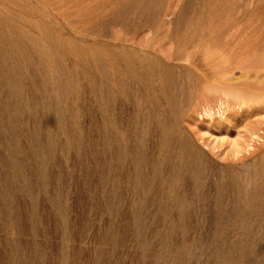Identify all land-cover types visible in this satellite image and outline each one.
<instances>
[{"label":"rangeland","instance_id":"obj_1","mask_svg":"<svg viewBox=\"0 0 264 264\" xmlns=\"http://www.w3.org/2000/svg\"><path fill=\"white\" fill-rule=\"evenodd\" d=\"M163 1L164 4L162 3ZM163 1L161 0V2L158 3L164 6L169 3L175 2V6L173 5L174 8L172 7L174 13H178V11L180 13V9L186 7L188 9L187 13L189 14V11H191V9L193 8L198 10V13L201 14V19L209 18L216 22L230 21L232 23H234L235 21V23H238V27H241L242 24H252L255 26V28H260V31L263 32L261 33L259 30H257L260 34L256 33L251 36H235L230 39L225 36H218L220 37L218 38V40L215 38V42H211L213 43L211 44L213 46L201 48L202 50H197L196 52H179L180 57L178 58H174L173 55H170V53L174 52L175 45L173 46L172 50L168 49L171 48L169 46H167L168 48L166 47L165 50V52L168 50L165 54L167 58L173 57V60L170 59L172 62L169 60V62L166 63L167 65L170 64L169 66H173L175 68V75H177V73L179 72V82L183 84L193 82L195 79V75L196 78L200 77L201 79L203 77L201 80H198V84L196 85V93H194L190 97L189 101L181 104L180 112L176 117L175 123L179 128V132H182L181 135H185L192 146H196L205 150L213 159H216L219 162L224 161L214 156V153L210 150L214 148V152L216 153V151L219 149H230V143H234L242 139H245L246 141L244 147L247 150L245 154L248 155V152L250 150H255L253 141L248 142L247 139V128L249 124L248 122L253 120L264 121V103L258 105L260 108L257 107V113L252 116L250 120H244L243 118L245 116L243 113L246 112L245 108H238L231 101L226 104H220L217 101L216 95L211 93L209 94L206 91L202 90H204V86L208 87L213 82V77L210 75V70H212L210 69V67L214 68L218 65V67H220L225 64H229L228 66H230L231 64V66L234 67V64L238 61L245 60L258 67L257 71H259V76L264 75V0H179L180 3H176V0H168V2L167 0ZM112 2L114 3V0H0V29H3V31H5L2 33V31L0 30V37L3 38L4 36H9L12 39L10 45H16L15 47L13 45V49L15 48V50H11L13 52L12 54H15V63L17 64V67L15 72L11 74L14 75L18 73L17 71H19L20 68L21 70L23 69L24 73H26L33 67L36 68L35 65L31 62L30 63L32 64V67L31 64L29 63V65L27 62L26 64L25 62L23 63V65L25 64L24 66H26V68L24 66L23 68L20 67L22 66L20 64V60L22 58H25L27 52H21V50H18L19 46L17 45V42L19 45L20 43L27 45L26 48H30L28 53H36L31 52V48L33 50L34 46L30 41L26 40L27 38L25 36H36V34H38L39 32L37 30V26H46L48 24V18L52 17L55 24L57 25V28H59L55 31V34L57 35L67 37L68 34L72 35L78 32H82V34L84 35L87 29L84 27H87L86 22L88 21V19L81 17L82 19L79 20L78 14H82L84 12L87 13L89 11L88 13H90V15H94L93 13H100L102 10H105L104 8H106L107 10L111 9L110 11H113L112 8H114V5ZM106 6H108L109 8ZM175 7H177V10H175ZM38 13L39 15H37ZM67 14L71 15V18L65 19L64 15L67 16ZM7 16L11 18V20L7 18ZM110 18V16L105 17L103 18V21L100 22V24L98 23L100 26L98 25L97 27L101 32L96 29V31H98L96 32L97 36H86L85 33L83 37H79V40H74L78 44H88L92 47V50L86 53L87 57L94 61L97 57H103L105 55L102 53L103 49L111 48L117 50L126 49L128 52L135 51L140 55L147 51L145 45L152 40L151 34L149 35L146 33L145 35V33H143V35H136L133 38L131 34L128 35L130 33V28L128 31V28L122 29L121 27L119 28L112 26L110 25V23H108L109 21L107 22V20H110ZM16 19L18 20V22H22L18 23ZM76 19H78V21ZM93 19L96 18H92V20ZM96 21H98V19H96ZM167 22L168 25L166 24V27H169L170 20ZM257 24H260V26H258ZM3 27L8 28L9 31L6 29L4 30ZM11 28L15 29L12 30ZM10 31L12 32V34ZM19 31H21V34L19 33ZM70 37L73 38L72 36ZM133 40L135 42H133ZM233 40L235 41V47L232 44ZM181 41L182 39H179L180 45L182 43ZM230 41L232 43H230ZM216 42H219V44L215 45L217 44ZM222 42L224 43V45ZM221 43L222 45H220ZM226 43H230L231 46L233 45V48L230 45V47L228 46L230 49L232 48L233 50H237L232 52L233 50L229 49V51L228 48L225 49L226 51L218 49V47H227L228 44ZM239 43L242 46H240ZM242 43H244V45ZM7 46L6 44L3 45V52L9 54L11 50H8V48L10 49L12 48V46ZM214 46L217 48H215ZM5 47H7V50H5ZM239 47H241L242 49H239ZM238 49L241 50V52ZM18 53L19 55H22L20 56L22 58H19ZM89 54L91 55V57L94 54V58H91ZM209 54H211L210 57L208 56ZM35 57L36 54L32 55V58L35 59ZM62 62L66 67L68 66L67 69H72L77 72L76 79L80 81V76L83 72H81L82 69H80L79 67L74 68V60L70 58L69 60H62ZM211 63L217 65H212ZM0 65V94L2 100L6 103L10 102L9 100H11L10 98H12V96L9 95L10 93L6 91L7 88L9 91V86L7 83L8 75L6 74L5 70H3L2 66H5V68H7L8 62L0 60ZM126 65L128 67L125 66V68L127 67L129 69L130 64L128 61H126ZM50 66V64H44V66L40 67H43V70L49 71L52 67ZM1 67L3 72L1 70ZM128 69H124L125 71L123 70L119 73L123 75L125 74L126 77L130 80V88H126V90H124V88L122 90L120 89V92L117 90L118 87L115 85L109 87L108 92L117 93L114 94L117 97L116 101L113 100L115 102H112V106L114 108L111 106V112L109 111V118L112 120L113 128L116 129L117 132L120 131L122 133L121 141L123 142V144L132 145L134 141V131L146 125V120L142 115L143 110L141 111V108L146 105V100L144 99L145 91L143 86L147 82L146 78L148 77H146L145 74L135 76L133 75V77L129 72L130 69ZM179 69H186L188 73L191 70L190 74H192L193 76L190 74L189 76H186V73H183L182 70ZM235 72L237 73L238 70H235ZM93 75L95 79L100 81L99 73L93 72L92 76ZM129 76H131V78ZM189 77H192L193 80L192 78L191 80H188ZM131 79H133V83H131ZM142 79L146 82H144ZM153 84L157 88V82ZM48 85L51 84L48 83ZM98 86L101 89L102 86ZM257 86L259 88H263L261 92L264 93V82H258ZM75 87L76 91L79 90L77 91L76 96L68 95L67 98L69 102L75 101V103H77L82 108L76 115L74 114L71 120L68 121L69 123L71 122L70 125L67 122V126L69 125L68 127L75 128V131L73 132L76 140L75 143L72 144L71 148H69V150H67L66 152L61 148L56 150V156L58 160L61 161V167L56 170L52 169L51 171L52 176H56L61 182L62 195H57L55 193L57 189H55L54 186L50 185L48 172H44L43 174L45 175L42 174L43 176L37 173L34 179V183H37L34 185V195L38 201L36 205L37 209H34L31 202L33 201V197L22 192V189L18 190L20 188H18V183L16 181V183H13L14 180H16V171L10 165L8 157L9 154L8 151H6L7 149L5 150V147L0 146V161L2 164H7L4 167L5 174H8L7 182L9 185H11V189L16 188V184L18 188L16 190L17 193L15 192V194L13 195L14 197L12 196L13 199L8 198L7 205L5 204L6 199L4 198V196L2 197V195H0V206H4V208L6 207L5 209L3 207H0V219L1 216L5 214V218L2 216L3 220H0V264H22L21 260L23 255L28 264L32 262L33 264H245V262L246 264H264L263 255L253 253L250 246L251 242H249L251 236H260L262 234L261 232H258L257 230L245 231V229H243L244 227L236 224L234 225V219H230L229 224L227 223V225L222 228L217 227L214 225L216 221V216L214 213V216L211 215L212 212L208 213V215L204 214L203 216H201V219L199 214L193 212L194 210L191 208V206L189 207L190 209L188 210V212L183 215H180L173 211V194L172 191H170V189L167 187L169 186L167 182L170 181L175 184L176 181L169 180L168 178V180H166L167 182H163L160 187H153L154 192L156 191L157 187V189L159 190L162 189L163 194L161 198L163 196H166V199L165 197L159 199V196L153 198L154 195H148L146 198V201H148V203L150 202L147 205L148 209L146 208V210H140L138 209L139 207L136 206V208H134V203L132 202L133 197L131 193L132 188L124 185L126 182L125 178H123L126 177V180H130L132 169H129L127 173H125V171H118L117 169L114 170L112 167L108 166V164H118V157L121 156H123L129 164L131 153L126 151V149L124 150V148L123 150H121L122 147L117 148L115 144H113L110 151L109 149L103 148L101 145H99L97 148L99 142L102 141L101 135L102 129H104L102 125V115L100 112L101 109L99 107L100 102L99 104L97 103L95 97L96 92L93 91L92 86L89 82L80 81L77 85H75ZM51 88H53L52 85ZM51 88L47 87L44 92L51 91ZM133 90H135V92H133ZM6 92L9 96L6 95ZM50 93L51 92L47 94ZM131 93L136 94V97H138L136 98L137 101L140 102L141 106H144H140L138 107V109H136V100L133 102V98L130 97L132 95ZM3 94H5V97L3 96ZM51 94L52 96L55 95L54 93ZM8 97L9 100L7 99ZM74 97H77V100H73L75 99ZM138 114L140 116H138ZM169 117L166 120L167 123H170L171 121V119L169 120ZM220 117L227 119L228 125L231 126L228 131L223 130V128L221 129V124H219L220 129L215 128V126H218V122L221 120ZM136 121H139V124L135 129L134 125ZM151 124L154 128H156V123L153 122ZM233 125H236L237 128L233 129ZM263 125L264 124H262L261 127L264 129ZM108 130H110V127L108 128ZM236 131H238L241 136H237ZM259 133L262 132L260 131ZM66 137V134L59 132V139L61 143H64L63 140L66 141ZM255 139L257 140V138L254 137V140ZM25 140V137L22 136V142L24 143H22V146L23 148L25 147V151L28 154V159L33 162V168H36L37 170H43L44 168L49 169L52 162H50L48 159L45 160L46 162L44 164H39L40 166L38 164H35V159L31 155V152L28 149V145ZM261 140L262 139H260V141ZM256 143L258 144L259 140H257ZM86 146H91V148L89 149ZM220 146L221 148H219ZM257 152L249 155L247 157V160L249 158H252L253 156H256ZM17 154H15V157H17V159H24L21 154ZM97 155H100V157ZM31 157H33V159ZM100 175L104 176L105 178L108 177L102 181V184L98 183L100 181ZM10 178L14 179H12L13 182H10ZM120 181L122 185H120ZM52 191L55 193H53V196L51 195ZM37 193L39 194V196ZM109 204H111L112 206H109ZM150 204H152L151 207H153L154 209L150 207ZM150 209L152 212L150 211ZM2 210H4L5 212ZM56 210L60 213L54 214V212H57ZM205 215H207L209 218ZM54 216L56 217V219ZM38 218H40L42 221L36 223V220ZM4 219L5 221L9 220L8 225H6L7 223L5 224L6 227L4 225ZM199 220H206V222L202 223V226H200V224H198ZM17 221L19 222L18 224H16ZM64 221H66L65 224ZM62 222L63 225L61 224ZM203 224L205 225L203 226ZM237 227L241 231L238 230ZM7 228H9L10 230L8 229V231ZM32 228L34 230H31ZM68 228L69 230H67ZM244 231L247 232L249 236L247 233H244ZM11 240L13 241V243ZM221 240L222 242H220ZM15 241H17L16 244H14ZM245 241L248 243H244ZM10 242L12 244H10ZM17 243H19V246L17 245ZM215 243H217V247L214 246ZM21 246L22 248L20 250ZM13 248L15 250H13ZM10 249L13 250V252L10 251ZM20 251L21 253H23L21 254ZM11 252L13 255L11 254ZM249 252L250 254H248ZM29 256H31V260H29Z\"/></svg>","mask_w":264,"mask_h":264},{"label":"bare ground","instance_id":"obj_2","mask_svg":"<svg viewBox=\"0 0 264 264\" xmlns=\"http://www.w3.org/2000/svg\"><path fill=\"white\" fill-rule=\"evenodd\" d=\"M158 2H161V0L158 1L157 0H114V3L112 2L114 5V8H112L113 11H110L111 9L107 10L106 8H104L105 10H102L100 13L97 12L93 13L92 10V13L94 15L92 14L90 15L87 9L88 11L87 13L84 12L82 14H78L79 17L77 16L79 20L82 19L81 17L88 19V21L86 22L87 27H84L87 28L85 31L86 36L87 35L97 36L96 32L100 31L97 26L100 24V22L103 21V18L109 16L111 18L110 20H107V22L109 21L108 23H110V25L119 28L121 27L122 29L128 28V31L130 28L129 31L130 33L128 35L131 34L133 38L136 35H140V34L143 35V33H145V35L146 33L149 35L151 34L152 40L146 43L145 48L147 49V51L142 53V55H140L138 52L135 51L128 52L126 49H121V50L119 49L120 50L119 51L117 49L111 48V49H103L102 53L105 55L103 57H97L94 61H92L86 55L87 52L92 50V47L88 44L81 45L74 41V40H79L81 37L85 35V33L84 35L82 34V32L74 33L72 35L68 34L67 37L57 35L55 34V31L59 28H57L54 19L51 17L48 18L47 20L48 24L44 27H38L36 24L37 30L39 31L38 34L35 33L36 36L35 35L25 36L27 38L26 40L30 41L31 44H33L34 46L33 50L31 48V52H36V53H31V54L30 52L28 53L30 48H26L27 45H24L23 43L21 44L20 42L19 45L17 42V45L19 46V48L17 47L18 50H21V52H27L25 58L20 57L22 55H19L18 53L19 58L23 59L20 60V64L22 65L20 67L23 68L26 62L28 64L31 62L32 64L35 65L37 69L33 67L29 69L26 73H24L23 69L21 70L20 68V70L18 69L19 71H17L18 73L13 75L11 73L15 72L17 67L16 66L17 64L15 63L16 62L15 61L16 58L14 56L15 54H12L13 52L11 50L13 49L14 42L12 43L13 45H10L12 39L9 36L7 37L3 35L4 36L3 38L0 37V49H2L0 50V60L8 62L7 68H5V66H2L3 70H5L6 74L8 75L7 83L9 86V91L8 88L6 91L9 92L10 93L9 95L12 96V98H10L11 100H9V97L7 98L10 102L5 103L2 100L0 94V146L5 147V150L7 149L6 151H8L9 154L8 157H9L10 165L16 171L15 173L16 180L10 178L11 181L10 180L8 181L13 182L14 180L13 183L17 182L18 188H20L18 189L16 184L15 185L16 188L11 189V185H9L7 182L8 174L6 175L4 172V167L7 164H2L0 161V195H2V197L4 196V198L6 199L5 204L7 205L8 198L13 199L14 197L13 195L15 194V192L17 193L16 190L22 189V192L29 194L33 197L32 198L33 201H31L32 207L34 209H37L36 205L38 200L34 195L35 194L34 185L37 183H34L35 182L34 179L37 173L42 175L44 172L45 173L48 172L50 178L49 180L50 185L54 186V188L57 189L56 192L55 190L54 192L57 195L59 194L62 195L61 182L59 181V178H57L56 176H52L51 171L52 169L56 170L59 167H61V161H59L56 156V150L61 148L66 152L67 150H69V148H71L72 144L75 143L76 137L74 136V132H73L75 131L74 130L75 128L68 127L71 123V122L69 123L68 121L71 120L74 114L76 115L79 112V110L82 108L77 103H75V101L69 102L67 96L68 95L76 96V93L79 90L76 91L75 85H77L78 82L80 81L81 82L87 81L91 84L93 91L96 92L95 97L97 103L99 104L100 102L99 107L101 109L100 112L102 115V123H103L102 125L104 127V129H102V135H101L102 141L99 142L97 148L99 145H101L103 148L109 149L110 151V149H112L113 144H115L117 148L122 147L121 150H123L124 148V150L126 149V151L131 153V156L129 158L130 159L129 164L127 163L128 161H126V159L123 156H121L118 157V161H117L118 164L115 165L108 164V166L112 167L114 170L117 169L118 171H125V173H127L129 169H132L131 172L132 175L130 174V180L128 179L129 182L128 180H126V177L123 178H125V182H126L124 185L132 188L131 193L133 197L132 202L134 203V208L139 207L138 209L140 210H146L147 205L150 203L146 201L148 195H154L153 198L159 196L160 199L163 194L162 189L159 190L157 188L160 187L163 184V182H165L169 178V180L176 181L175 184L170 181L169 182L166 181L167 184H169V186L167 187L170 189V191H172L173 194L172 199L174 200V204L173 207L171 206L173 211H175L180 215H183L188 212V210L190 209L189 207L191 206V208L194 210L193 212L199 214L201 219H202L201 216H203L204 214L208 215V213L212 212L211 215L214 216L213 215L214 213L216 216L215 217L216 221L214 225L217 227L222 228L225 225H227V223L229 224L230 219L231 220L234 219L235 220L233 221L234 225L236 224L241 227H244L243 229H245V231L257 230L258 232H261L262 234L260 236L258 235L259 237L258 236L252 237L250 234L251 237L249 242H251L250 246L253 253L261 254L263 255L264 258V235H263L264 232V129L261 127L262 124H264L263 123L264 121L261 120L262 121L261 122L260 120H253L248 122L249 124L247 128V133H248L247 139L248 142L253 141L255 150L253 151L250 150L248 152V155H246L245 152H247V150L244 147L246 141L245 139H242L237 142L230 143L229 144L230 149L220 150L219 149L221 148L220 146L218 148L219 150H217L215 153L214 148H212V150L210 151L214 153V156H216L219 159H222V161L224 162H219L216 159H213L205 150L196 146H192L189 143L188 138L183 134L181 135L182 132L181 133L179 132V128L175 123L176 117L181 109V104L182 103L184 104L185 102L189 101L190 97L194 93H196L197 91L196 85L198 84V80H201L203 77L201 79L200 77L196 78V75L194 74L195 79L193 82L183 84L179 82V75H180V74L178 75L179 72L177 73L178 76L175 75V71H176L175 68L173 66H169L170 64L167 65L166 63L169 62V60L172 59L173 57L174 58L180 57L179 52H183V51L196 52L197 50H202L201 48L213 46L211 45L213 44L211 42L212 41L215 42L214 40L215 38L218 40V38H220L218 36H225L229 39L235 36H251L256 33H259L257 30L260 31V28L257 29L252 24H242L241 27H238V23H235V21L234 23H232L230 21L216 22L209 18L201 19L200 18L201 14L198 13V10L192 8L191 11H189L190 13L188 14L187 13L188 9L183 6H181L183 7V9H180L181 10L180 13L179 11L178 13H174L173 5L175 2L169 3L164 6ZM162 3L164 4V1ZM176 3H180L179 0L178 2L176 0ZM175 8H176L175 10H177V7ZM37 15H39V13ZM70 16L71 15L67 14V16L64 15V18L65 19L71 18ZM7 18L9 17L7 16ZM92 18H96L98 19V21H96V19H93L95 20L93 21ZM9 19L11 20V18ZM78 19L76 20L78 21ZM169 20H170L169 22L170 28L166 27L168 25L167 21ZM257 25L260 26V24ZM5 29L8 30V28H4V30ZM11 29L13 30L15 28H11ZM96 29L98 31H96ZM0 30L2 31V33L5 32L3 31V29ZM20 32L21 31H19V33ZM260 32L263 33L262 31ZM70 36H72L73 38H71ZM179 39L180 40L182 39L181 45L179 44ZM133 42L135 41L133 40ZM232 42L230 41V43H232L235 47L234 44L235 41L233 40ZM222 43L220 45H222ZM230 43H226L228 44L227 47H222V48L218 47V49L219 50L222 49L223 51H226L225 49L228 48L229 50L230 49L229 47L231 46ZM240 43L239 45L242 46ZM4 44H6V46L9 45L7 47L12 46V48L10 49L8 48V50H11L9 54L3 52ZM218 44L219 42L215 45ZM242 44L244 45V43ZM233 45L231 46L232 48ZM15 46L16 45H14V47ZM167 46L171 48H168ZM173 46H174V52L171 51L172 53H170V55H173V57L167 58L165 55L166 52L168 51L167 50L165 52L166 47L172 50ZM7 47H5L6 49L5 48L4 49L7 50ZM232 48L230 50H233ZM239 49L242 48L239 47ZM14 50L15 48L13 49V51ZM235 50L237 49H234L232 52H234ZM239 51L241 52V50ZM35 54L36 57L34 59L32 58V55ZM93 55L91 57V55L89 54L91 58H94L95 55L94 56ZM210 55L211 54H209L208 56L210 57ZM70 58L74 60V65H73L74 68L79 67L80 69H82L81 72L83 73L80 76V81L76 79L77 72H75V70L72 69L70 70L67 69L68 66L66 67L62 62V60H69ZM126 61H128L130 64L129 65L130 70L127 68L128 66L126 65ZM24 62L25 64L23 65ZM44 64H50L52 66V67L50 66L51 69L49 71L43 70V67L41 68L40 66H44ZM211 64L217 65L213 63ZM225 65L220 67H218L219 66L218 65L214 68L210 67V69H212L210 70L211 71L210 75L213 77L212 78L213 82L208 87L204 86L203 87L204 90L202 91H206L209 94L211 93L216 95L217 101L220 104H226L229 101H231L238 108H245L246 112L243 113L245 116L243 119L250 120L252 116H254L257 113V109L260 108L258 105L264 103V93L261 92L263 88H259L257 86L258 82L260 81L264 82V75L259 76V71H257L258 67L252 65V63L245 60L238 61L237 63L234 64V67H232L231 64H230L231 67L228 66L229 64H227L226 66ZM125 66L127 67L125 68ZM24 67L26 68V66ZM124 69H128L129 72L132 74V76L145 74L146 77H148L146 78L147 82L142 79L144 82H146L143 86L145 91L144 99L146 100L145 101L146 105L145 106L142 105L144 107L141 108V111L143 110L142 115L146 120L145 121L146 125L144 127L136 129L140 120L138 122L136 121L134 125L136 131H134V135H133L134 141L132 145L123 144V142L121 141L122 133L120 131L117 132L116 129L113 128L112 120L109 118L112 102H115L117 97L114 95L117 93L108 92L109 87L115 85L119 88V89L117 88L118 91H120V89L122 90L123 88L124 90H126V88H130V80L126 77L125 74L124 76L123 74L119 73ZM186 69L185 70L179 69V70H182L183 73H186V76L187 75L189 76L191 70L190 71L188 70L189 71L188 73ZM235 70H238V72L236 73ZM93 72L99 73L100 81L95 79L94 75L92 76ZM129 77L131 78V76ZM191 78L189 77L188 80H191ZM132 80L133 79H131V83H133ZM155 82H157L158 84L157 88L153 84ZM48 83H50L53 88H51V85H48ZM98 85L102 86L101 89L99 88ZM47 87H50L53 91L51 90L49 92L54 93L55 95L52 96L51 93L47 94L49 93L47 91H45L46 92L45 93L44 90H46ZM133 92H135V90H133ZM4 95L5 94H3V96ZM77 97H74L75 99L73 100H77ZM130 97L133 98V102L136 100L135 107L136 109H138V107L141 106L140 102L137 101L136 99L138 97H136V94H132ZM162 100L165 102H163ZM138 116L140 115L138 114ZM168 117L169 120L171 119L170 123L166 122ZM220 119L221 120L218 122V126H215V128L220 129L219 124H221V129L223 128V130L228 131V129L231 126L228 125L227 119L222 117H220ZM67 122L69 124L68 126H67ZM153 122L156 123L155 124L156 128L152 126L151 123ZM109 127L110 130H108ZM232 127L233 129L237 128L236 125H233ZM260 131L262 133H259ZM59 132L66 134L67 136L65 138L66 141L63 140L64 143H61L59 139ZM236 135L237 136L240 135L238 131H236ZM22 136H24L26 139L25 141L27 142L28 149L30 150L31 155L35 159L36 162L35 164L38 165L44 164L46 162L45 160L48 159L50 162H52L51 167L49 169L44 168L43 170H37L35 168L38 171L37 172L33 168V162H31V160L28 159V154L25 151V147L23 148L22 146L23 143ZM254 137L257 138V140H259L258 144L256 143L257 140L256 139L254 140ZM260 139L262 140L260 141ZM86 147L89 149L91 148V146H86ZM254 152H257L256 156H253L252 158H249L247 160V157L253 154ZM17 153L21 154L24 157V159L23 158L17 159V157H15V154ZM97 156L100 157V155ZM33 157L31 158L33 159ZM97 173H98V169H97ZM106 178L100 175V181L98 183L102 184L103 183L102 181L105 180ZM119 183L120 185H122L121 181ZM154 186H158L155 192L153 191ZM54 192L52 191V193L51 192L49 193H51V195L53 196ZM163 197H165L166 199V196ZM112 205L109 204V206ZM151 205L152 204H150V207ZM0 207L4 208V206H0ZM151 208L154 209L153 207ZM55 213H60V212L57 211L54 212V214ZM2 216L4 217L5 214ZM41 221L42 220L38 218L36 220V223ZM65 222L66 221H64V224ZM204 222H206V220L205 221L199 220L198 224L202 226V223ZM8 223L9 220L5 221L4 225L5 224L8 225ZM18 223L19 222L17 221L16 224ZM61 224L63 225V222ZM205 224H203V226ZM33 228L31 230H34ZM251 228H255V229H251ZM8 229L9 228H7V230ZM67 230H69V228ZM245 231L244 233H247ZM17 241H15L14 244H16ZM220 242H222V240ZM12 243L10 242V244ZM244 243L247 244L248 242L245 241ZM18 244L19 243H17V245ZM216 244L217 243H215L214 246H216ZM22 246L20 247V250ZM13 250L15 249L13 248ZM13 250L10 249V251L12 252ZM248 254H250V252ZM30 257L31 256H29V260H31ZM21 262L22 264H28L27 260L24 258V255L22 256ZM30 264H33V262Z\"/></svg>","mask_w":264,"mask_h":264}]
</instances>
